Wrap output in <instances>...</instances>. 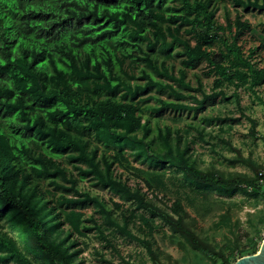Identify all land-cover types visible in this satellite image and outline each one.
<instances>
[{"label": "trees", "instance_id": "obj_1", "mask_svg": "<svg viewBox=\"0 0 264 264\" xmlns=\"http://www.w3.org/2000/svg\"><path fill=\"white\" fill-rule=\"evenodd\" d=\"M216 2L264 12V0H0V264H82L91 232L121 262L136 264L140 253L123 256L124 241L158 264L155 235L165 226L214 264L259 250L253 242L231 261L183 223L182 193L264 199L262 171L226 179L193 156L196 142L226 143L228 121L245 119L258 137L242 95L264 108V44L245 50L251 24L241 15L219 24ZM201 63L193 85L188 71ZM202 77L211 78L208 90ZM217 100L239 117H203L216 134L192 124L151 127V117H195ZM84 180L124 203L91 194ZM171 189L173 201L159 207Z\"/></svg>", "mask_w": 264, "mask_h": 264}, {"label": "rangeland", "instance_id": "obj_2", "mask_svg": "<svg viewBox=\"0 0 264 264\" xmlns=\"http://www.w3.org/2000/svg\"><path fill=\"white\" fill-rule=\"evenodd\" d=\"M252 25L255 27L264 23V13L246 14ZM217 16L221 17V11L217 12ZM252 16V17H251ZM260 37V41L264 44V36L254 32ZM259 63L264 65V52H260ZM200 65L195 70L188 71V80L195 85L194 73L200 74ZM205 88H209L211 78L202 77ZM260 95L264 98V85L259 89ZM165 98V96H163ZM150 104L154 105L153 102ZM241 105L245 107L246 114L251 116L257 123V138H253L249 134V124L243 119L239 121H228L224 124L225 132L221 134L226 143L219 142L218 139L213 140L214 146L196 142L193 146V156L198 166L203 171L215 173L217 176L231 179L243 178L249 179L256 172L262 171L264 174V108L242 95ZM220 115L230 119L239 117L234 104L217 100L214 105H208L203 112L198 113L195 117L192 115L174 113H165L160 118H150L151 127L156 125L170 126L172 129H184L187 125L192 124L194 127L204 129L206 133L216 134L217 126H206L202 122L205 116ZM231 129L228 130V127ZM195 135L194 133H191ZM208 138L206 137L205 140ZM135 167L146 169L145 164L133 162ZM118 173H122L121 169H116ZM169 172V171H167ZM124 174L123 178H126ZM129 185L134 186L136 181L130 178ZM92 182L82 181L80 186L88 189L91 194L99 195L105 199L113 198L115 201L124 203L117 195L112 194L106 189L100 187H92ZM145 191V188L140 184ZM174 189L168 193L166 197L159 195L156 204L165 208L170 205L174 198ZM150 197V195H148ZM183 197L184 205V225L192 230L196 236L202 240L210 249L233 261L238 253L243 249H250L253 242L258 244L264 238V199L248 194H236L233 197L220 196L217 193H207L205 196L193 197L189 195ZM170 201V202H169ZM127 206L129 202L125 203ZM87 214L92 212V208H86ZM156 223L159 221L156 219ZM157 241L156 260L158 264H214L208 257L192 249L188 240L179 233H175L169 226H165L163 231L155 235ZM86 242L89 248L82 254L84 258L82 264H105L95 254L94 248L105 254V261H112V264H126L121 262L117 257H112L109 250L102 248L93 232L88 234ZM119 249L123 256L140 250L136 255V264H153L148 255L134 243H118ZM12 264V263H9Z\"/></svg>", "mask_w": 264, "mask_h": 264}, {"label": "crops", "instance_id": "obj_3", "mask_svg": "<svg viewBox=\"0 0 264 264\" xmlns=\"http://www.w3.org/2000/svg\"><path fill=\"white\" fill-rule=\"evenodd\" d=\"M215 7H217V12L218 11H221V17L220 16L218 17L217 16V12H216V21L219 24L225 25V23H226L225 22V16L226 15L231 20H233L236 15H241L242 16V18H241L242 21L245 20V21H247L248 23L251 24V30H250V32H246L241 37V39H242V41H243V43L245 45V50L249 49L250 47L258 46L260 44V42H259L260 41V37L259 36L257 37L254 34V32H258V34H261V31L263 29L264 23H261V24H259L258 26L255 27L254 25H252L251 19L246 14H251L252 15V14H255V13H264V12H259L257 10H250L248 12H244L242 10V8H234L231 5V3H229V2H216L215 3ZM260 52H263V51H259L258 52L259 57H261L260 54H259ZM200 65H203L202 68H201V70H202L205 67V63H201ZM207 90H208V88H207ZM183 114H185V113H183ZM189 115H192V114H189Z\"/></svg>", "mask_w": 264, "mask_h": 264}, {"label": "water", "instance_id": "obj_4", "mask_svg": "<svg viewBox=\"0 0 264 264\" xmlns=\"http://www.w3.org/2000/svg\"><path fill=\"white\" fill-rule=\"evenodd\" d=\"M233 264H264V238L256 253L244 255L235 260Z\"/></svg>", "mask_w": 264, "mask_h": 264}, {"label": "built area", "instance_id": "obj_5", "mask_svg": "<svg viewBox=\"0 0 264 264\" xmlns=\"http://www.w3.org/2000/svg\"><path fill=\"white\" fill-rule=\"evenodd\" d=\"M259 174H261V173H259Z\"/></svg>", "mask_w": 264, "mask_h": 264}]
</instances>
